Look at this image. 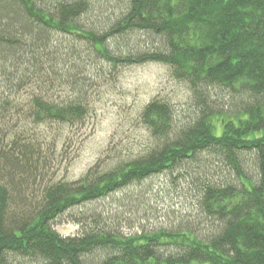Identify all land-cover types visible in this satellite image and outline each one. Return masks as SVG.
Segmentation results:
<instances>
[{"label":"trees","instance_id":"obj_1","mask_svg":"<svg viewBox=\"0 0 264 264\" xmlns=\"http://www.w3.org/2000/svg\"><path fill=\"white\" fill-rule=\"evenodd\" d=\"M87 57L163 64L192 96L180 116L145 105L139 156L56 180L90 112ZM169 185L195 211L182 225L120 233L98 209L125 192L123 222ZM65 214L78 233L53 228ZM0 264H264V0H0Z\"/></svg>","mask_w":264,"mask_h":264},{"label":"rangeland","instance_id":"obj_2","mask_svg":"<svg viewBox=\"0 0 264 264\" xmlns=\"http://www.w3.org/2000/svg\"><path fill=\"white\" fill-rule=\"evenodd\" d=\"M145 39L149 38L145 36ZM124 44H127L129 49H143L138 37H131ZM76 45L80 49H77L74 57H80L86 46ZM76 58L73 59L76 61ZM103 61L87 57L75 62L82 67L87 65L93 70L90 73L92 80L86 92L90 112L85 123L78 130H73L74 137L70 145L61 149V154L58 153L64 160L59 162L55 169L56 180H77L89 167L96 164L101 169L99 171L104 172L130 161L144 152L147 146L150 147L153 141L142 125L139 115L153 98H161L174 105L176 115L180 116L182 112L186 114L192 96L191 90L187 83L178 82L172 77L168 66L146 62L114 70L107 61ZM162 187L159 185V188ZM168 187L170 189V185ZM170 190V194L164 190L158 193L159 199L156 202L143 206L138 212L124 210L123 222H120L119 218L120 199L125 192L104 199L101 202L102 207L98 209L106 210V215L110 214L112 218L109 219L114 222L112 225L109 222L107 224L115 228L120 226V233L175 227L179 223H185L187 215H192L195 211L188 207L190 202L186 199L189 195L186 189L176 193L173 189ZM53 228L64 236H71L80 231V226L73 221L72 215L67 214L56 221Z\"/></svg>","mask_w":264,"mask_h":264}]
</instances>
